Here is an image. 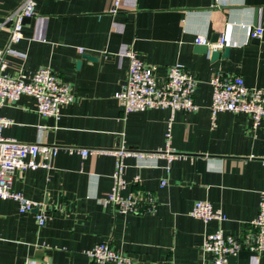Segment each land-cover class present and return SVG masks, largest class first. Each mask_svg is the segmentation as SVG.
I'll list each match as a JSON object with an SVG mask.
<instances>
[{
	"label": "crops",
	"instance_id": "obj_1",
	"mask_svg": "<svg viewBox=\"0 0 264 264\" xmlns=\"http://www.w3.org/2000/svg\"><path fill=\"white\" fill-rule=\"evenodd\" d=\"M23 1L0 0V17ZM111 7V0H35L18 42L9 43V26H0V48L12 50L5 54L8 72L29 77L48 66L75 95L58 118L40 116L29 95L0 109L9 121L5 136L59 147L52 168L14 173L12 188L41 202L47 214L41 227L35 211L19 213L14 200L0 198V264H24L27 258L39 264H94L85 250L99 242H109L133 264H208L211 254L201 250L204 236L218 227L241 235L256 216L264 192V119L255 126L246 113L222 111L212 124L209 105L217 70L240 75L248 87H264V0H121L116 13ZM258 28L263 33L256 41L250 32ZM196 35L209 43L223 37L220 55L206 57L194 43ZM130 49L156 65L159 80L170 65L182 63L198 79V109L124 113L115 93L126 80L124 53ZM168 128L171 148L179 153L168 169L161 155L124 159V193L151 191L155 210L115 212L103 200L116 160L106 151L121 145L158 151L165 148ZM68 147L91 152L82 157ZM196 200L210 201L226 218L193 217ZM229 264H264V253L243 249Z\"/></svg>",
	"mask_w": 264,
	"mask_h": 264
},
{
	"label": "built area",
	"instance_id": "obj_2",
	"mask_svg": "<svg viewBox=\"0 0 264 264\" xmlns=\"http://www.w3.org/2000/svg\"><path fill=\"white\" fill-rule=\"evenodd\" d=\"M111 12L116 13L121 0H111ZM35 13V0H24L7 17L9 25V43H16L22 38L23 19L32 17ZM3 26V23H0ZM263 30L258 28L250 32V37L261 36ZM195 44H206V57L223 47V37L216 43H209L205 36L196 35ZM12 51L9 46L0 48V109L4 104H14L22 95L35 99V109L42 117L60 116V109L71 103L75 95L71 85L64 81L48 66L38 67L29 77L21 73H10L6 70L8 61L5 54ZM128 59V69L125 82L115 93L124 113L143 111L146 109L168 108L172 111H195L198 105L194 101L197 77L190 73L182 63H174L168 68L166 78L159 80L156 76V65L146 63L137 51L130 49L124 53ZM212 97L209 105L210 117L214 124L216 114L222 111L246 113L257 126L264 119V87H248L240 75H230L220 70L215 71L211 80ZM171 124V120L169 122ZM9 121L0 115V198L11 199L17 203L19 213L35 211L38 226H42L47 214L40 209L41 202L29 199L22 192L12 188L14 173L17 170L26 171L36 168H52L53 160L59 147L45 142L19 141L3 134V129ZM171 131L166 132L165 148L154 152L140 151L121 145L106 151L116 157L112 173V186L104 197V202L111 204L115 212L123 215L152 212L157 206L156 196L151 191L129 190L124 177L126 167L124 159L128 156L145 157L161 155L169 163L179 157L170 145ZM76 150L82 157L88 155V148H66ZM138 176L133 182H138ZM166 180H161L165 184ZM190 215L204 222L222 221L226 218L220 208H216L208 200H196L190 210ZM246 249L256 254L264 253V192L258 203L256 216L251 219L247 232L241 235H231L218 227L204 236L201 250L211 254L208 264H229V257ZM86 255L94 264H133L132 259L117 251L109 242H99L85 250ZM24 264H39L27 258ZM157 264H175L172 260Z\"/></svg>",
	"mask_w": 264,
	"mask_h": 264
},
{
	"label": "water",
	"instance_id": "obj_3",
	"mask_svg": "<svg viewBox=\"0 0 264 264\" xmlns=\"http://www.w3.org/2000/svg\"><path fill=\"white\" fill-rule=\"evenodd\" d=\"M29 18H30V17H25V18L23 19V22H25V21L28 20ZM0 23H3L4 26H9V25L11 24V20H7L5 17H0ZM253 39H254V38H253ZM255 40L258 41V37H255ZM196 47H197L200 51H202V52H204V53H205L206 50H207V45H206V44H197ZM227 51H228V47H225L223 53L226 54ZM223 53H222V54H223ZM219 55H220V51H219V50L214 51V52H212V54H211V58L214 59V58L218 57ZM34 211H37V209H34Z\"/></svg>",
	"mask_w": 264,
	"mask_h": 264
}]
</instances>
